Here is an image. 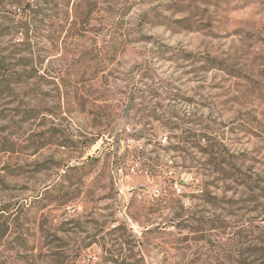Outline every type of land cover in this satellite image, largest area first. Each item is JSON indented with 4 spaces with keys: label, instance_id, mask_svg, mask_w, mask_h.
Returning <instances> with one entry per match:
<instances>
[{
    "label": "rangeland",
    "instance_id": "obj_1",
    "mask_svg": "<svg viewBox=\"0 0 264 264\" xmlns=\"http://www.w3.org/2000/svg\"><path fill=\"white\" fill-rule=\"evenodd\" d=\"M0 264H264V0H0Z\"/></svg>",
    "mask_w": 264,
    "mask_h": 264
},
{
    "label": "built area",
    "instance_id": "obj_2",
    "mask_svg": "<svg viewBox=\"0 0 264 264\" xmlns=\"http://www.w3.org/2000/svg\"><path fill=\"white\" fill-rule=\"evenodd\" d=\"M178 189V188H177ZM181 190L180 189H178V192H180Z\"/></svg>",
    "mask_w": 264,
    "mask_h": 264
}]
</instances>
